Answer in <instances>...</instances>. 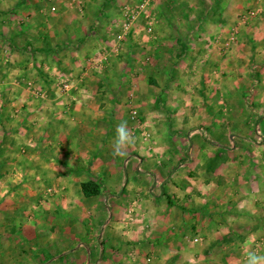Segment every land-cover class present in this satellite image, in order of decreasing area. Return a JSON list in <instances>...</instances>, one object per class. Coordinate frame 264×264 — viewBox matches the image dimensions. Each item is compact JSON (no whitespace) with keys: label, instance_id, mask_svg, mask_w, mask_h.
Listing matches in <instances>:
<instances>
[{"label":"crops","instance_id":"obj_1","mask_svg":"<svg viewBox=\"0 0 264 264\" xmlns=\"http://www.w3.org/2000/svg\"><path fill=\"white\" fill-rule=\"evenodd\" d=\"M127 1L0 0V264L37 232V264L264 255V0H149L118 40Z\"/></svg>","mask_w":264,"mask_h":264},{"label":"rangeland","instance_id":"obj_2","mask_svg":"<svg viewBox=\"0 0 264 264\" xmlns=\"http://www.w3.org/2000/svg\"><path fill=\"white\" fill-rule=\"evenodd\" d=\"M150 1H148V3H149ZM138 3V4H137ZM130 4L131 5H134V6H132V8L133 7H135L136 5H141V4H145L146 5V3H145V1H143V0H138V2H135V3H133L132 4V1H127V2H124L123 4H122V6H121V24H122V22L124 21V19H125V17H124V7H129L130 8ZM141 14H143V13H141ZM138 19V18H137ZM137 22V20L135 21V23ZM120 24V25H121ZM131 32V29L129 30V31H124L123 30V28L120 26V30H119V34L117 35V37L119 36V37H126L129 33ZM118 39V38H117ZM118 40H120V39H118ZM118 51H119V45H117V46H114V47H112L111 48V50L110 51H107V52H105L106 54H104L103 55V58H105L106 57V59L103 61L102 60V64L104 63V62H106V60H107V58H108V56L107 55H109V54H111V52H117L118 53ZM4 52V51H3ZM101 59V58H100ZM95 69H97V68H99V67H94ZM28 81H31V80H28ZM61 82V81H60ZM59 82V83H60ZM254 127V126H253ZM103 136V135H102ZM103 137H101V135L100 134H97V135H95L94 136V139H93V141L91 142V145H93L94 143H96V145L95 146H98V144H101V143H103V141H106L107 142V145H109V143L110 142H112V138H105V140H103ZM92 147H94V145L92 146ZM94 151H96V150H94ZM33 194H30L29 195V197H31ZM101 198H103V196H101V197H93V198H91V200L92 201H90L91 203V205H90V208L88 209V211L91 213V215H90V217L89 218H91V220L92 221H94V223H95V225H98V223L100 222L99 221V217H98V215H100L101 214V210L102 209H104L105 211H106V206L103 204V205H99V204H97L99 201H101ZM96 203V204H95ZM85 215H87V213H85ZM89 216V215H88ZM82 232H84V229H82ZM91 233V232H90ZM34 239L33 240H36L37 239V241H38V239L40 240V235L38 234V232L34 235ZM37 241H34L33 243H25L22 247H20V250H22V251H25V253H26V255H24L23 256V258H22V263L23 264H26V263H31V264H37V262H38V260H37V257H36V250H37V246L36 245H39V244H37ZM76 242L78 241V240H75ZM71 246H73V245H76L75 243H74V241L70 244ZM48 252L50 253V257L51 258H53V256H55V258H58V256H61L62 255V251H60V249H59V247H56V245L54 244V242H53V244L51 245V248L48 250ZM28 253V254H27ZM39 255V254H38ZM45 257H48V254L46 253V254H43V253H41L40 254V257H39V259L41 260V259H44ZM37 261V262H36ZM43 262V261H42Z\"/></svg>","mask_w":264,"mask_h":264},{"label":"clouds","instance_id":"obj_3","mask_svg":"<svg viewBox=\"0 0 264 264\" xmlns=\"http://www.w3.org/2000/svg\"><path fill=\"white\" fill-rule=\"evenodd\" d=\"M115 133L116 135L113 143L112 155L114 157H123L127 155V149L135 144L136 137L129 129L127 121H121L119 124H117ZM252 243V237H249L243 242L242 247L245 249H251ZM245 264H264V255L258 254L254 250H248L246 251Z\"/></svg>","mask_w":264,"mask_h":264},{"label":"built area","instance_id":"obj_4","mask_svg":"<svg viewBox=\"0 0 264 264\" xmlns=\"http://www.w3.org/2000/svg\"><path fill=\"white\" fill-rule=\"evenodd\" d=\"M149 0H146L145 3L147 4ZM145 8V4H141V5H137L135 7H124V21L122 22L121 24V27L123 28V30L126 32V31H129L130 29H132V27L134 26L135 24V21L137 20L138 16L141 14L142 10ZM151 24V22H150ZM149 24V26H150ZM147 32L150 33L151 32V28L148 27L147 29ZM122 37H119L118 36V39H120ZM105 60V58H101L99 60H97L95 63H94V67H100L101 63H102V60ZM103 60V61H104ZM59 86L61 87V89L63 91H67L68 89V86L64 83V81H61L59 83ZM136 111H133L131 113V119H134L136 117ZM147 137L149 136L148 134L146 135Z\"/></svg>","mask_w":264,"mask_h":264},{"label":"trees","instance_id":"obj_5","mask_svg":"<svg viewBox=\"0 0 264 264\" xmlns=\"http://www.w3.org/2000/svg\"><path fill=\"white\" fill-rule=\"evenodd\" d=\"M80 189L85 196H95L99 193L97 185L92 182L81 183Z\"/></svg>","mask_w":264,"mask_h":264}]
</instances>
